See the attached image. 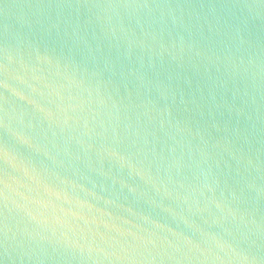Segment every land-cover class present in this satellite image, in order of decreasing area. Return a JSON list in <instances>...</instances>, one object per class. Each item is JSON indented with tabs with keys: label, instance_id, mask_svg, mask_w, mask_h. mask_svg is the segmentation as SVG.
<instances>
[{
	"label": "water",
	"instance_id": "water-1",
	"mask_svg": "<svg viewBox=\"0 0 264 264\" xmlns=\"http://www.w3.org/2000/svg\"><path fill=\"white\" fill-rule=\"evenodd\" d=\"M0 264H264V0H0Z\"/></svg>",
	"mask_w": 264,
	"mask_h": 264
}]
</instances>
